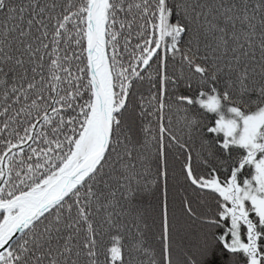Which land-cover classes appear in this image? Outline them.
Returning a JSON list of instances; mask_svg holds the SVG:
<instances>
[{
	"label": "snow or ice",
	"instance_id": "obj_1",
	"mask_svg": "<svg viewBox=\"0 0 264 264\" xmlns=\"http://www.w3.org/2000/svg\"><path fill=\"white\" fill-rule=\"evenodd\" d=\"M0 264H264V0H0Z\"/></svg>",
	"mask_w": 264,
	"mask_h": 264
}]
</instances>
